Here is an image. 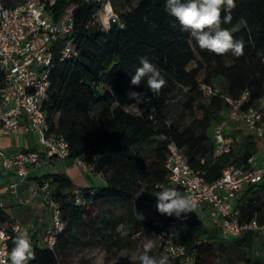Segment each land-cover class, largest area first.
I'll return each mask as SVG.
<instances>
[{"label": "trees", "instance_id": "16d2710c", "mask_svg": "<svg viewBox=\"0 0 264 264\" xmlns=\"http://www.w3.org/2000/svg\"><path fill=\"white\" fill-rule=\"evenodd\" d=\"M165 4L166 0H110L108 13L117 14L120 22L109 29L93 0H58L53 8L56 19L61 14L73 19L77 54L65 61L59 55L54 58L44 107L49 129L66 139L68 159H82L105 184L78 191L66 173L35 178L40 185L50 182L65 228L54 250L33 245L35 259L29 264H66L68 253L82 245L86 233L102 237L108 252L130 250L136 236L144 242L151 239L156 246L150 254L158 256L163 253L158 229L153 221L139 218L136 204L142 192L156 194L158 186L168 184L169 143L184 151L190 167L208 183L231 165L247 164L257 152L250 135L239 147L233 141L232 150L214 160L208 132L224 119V95L239 98L246 92L247 106L264 98V0H236L231 23L221 25L243 39L240 57L200 49L165 11ZM140 57H147L166 80L158 94H152L145 81L139 86L130 83ZM2 78L0 72V87ZM203 84L223 93L206 97ZM128 89L149 99H130ZM172 103L181 108L179 120L169 119ZM185 114L191 119L187 125L181 123ZM236 204L242 221L257 217L264 224V184L245 188ZM0 219L10 225L4 211ZM121 231L128 236L122 238ZM260 238L259 232L251 231L224 241L217 228L208 230L196 222L187 226L182 242L197 264H247Z\"/></svg>", "mask_w": 264, "mask_h": 264}, {"label": "built area", "instance_id": "2783aa9c", "mask_svg": "<svg viewBox=\"0 0 264 264\" xmlns=\"http://www.w3.org/2000/svg\"><path fill=\"white\" fill-rule=\"evenodd\" d=\"M57 1L0 0V72L3 75L0 87V139L24 133L37 134L42 148L12 154L0 145V167L15 178L10 180L9 189L20 205H27L30 200L19 197L18 188L28 181L42 159L66 160L69 156L66 139L50 132L44 109L55 56L59 55L60 60L65 61L77 54L73 46V19L65 14L55 18L53 8ZM93 1L99 4L97 15L103 20L105 29L120 22L117 14L108 13L110 0ZM132 91L128 89L127 95ZM201 92L206 97L223 93L221 88L205 84L201 85ZM224 99L226 114L214 126V160L232 150L234 140L229 129L233 126L248 131L264 142V98L250 106H247L249 96L246 92L239 98L224 95ZM167 150L168 184L162 187L175 188L182 195L191 196L197 205L194 211L208 209L213 228H217L220 234L238 238L256 231L264 238V224H259L257 217L242 221L235 202L237 195L248 186L264 184V163L259 165L254 158H250L247 164L227 167L218 180L208 183L201 172L190 167L184 151L176 143L170 142ZM75 162L85 171L91 170L82 159ZM32 195L41 197L50 215V225L37 246L54 250L65 224L50 182L46 181L33 189ZM4 210L5 203L0 200V212ZM153 225L158 229V238L163 253L169 256V264H197L195 255L182 242L186 228L181 218L159 219L153 221ZM18 229L24 228L18 223L7 225L0 219V261L7 260L12 240L19 234ZM173 232L176 236L169 241L168 236ZM262 258L260 264H264V241Z\"/></svg>", "mask_w": 264, "mask_h": 264}, {"label": "clouds", "instance_id": "9594fccd", "mask_svg": "<svg viewBox=\"0 0 264 264\" xmlns=\"http://www.w3.org/2000/svg\"><path fill=\"white\" fill-rule=\"evenodd\" d=\"M236 8V0H166L165 11L178 22L180 29L196 40L202 50L223 56L231 53L235 57L243 55L245 43L243 39L234 38L233 34L222 24L231 23L232 11ZM140 66L131 75V85L139 86L142 81L152 94H158L166 85L156 65L147 57L139 58ZM130 99H149L145 93L129 92ZM156 192V208L162 215L181 218L182 214L194 212L196 203L191 196L182 195L177 189L158 186ZM143 219V216H141ZM18 235L12 240L13 247L8 253L7 260L0 264H29L35 259V253L29 231L18 229ZM121 237L128 236L126 231L120 232ZM176 236L173 232L171 238ZM155 242L146 239L142 245L143 251L136 257L139 264H169V256L161 253L158 256L150 253L155 248ZM121 256L127 255V249L121 250Z\"/></svg>", "mask_w": 264, "mask_h": 264}, {"label": "rangeland", "instance_id": "374dc122", "mask_svg": "<svg viewBox=\"0 0 264 264\" xmlns=\"http://www.w3.org/2000/svg\"><path fill=\"white\" fill-rule=\"evenodd\" d=\"M237 29V28H236ZM169 119L171 121L173 120H179L181 118V108L176 104L172 103L169 106ZM191 121L190 116L185 114L182 117V124H189ZM209 135L211 136V140L213 142V127L209 130ZM246 140L245 137H243L241 134L238 135V139H236V146H241L244 141ZM55 171V167H48V162H40L33 173V177H44L50 173H53ZM88 175H92L94 182H99L98 177L95 176L94 172L92 170L86 171ZM36 180V179H35ZM156 197L155 194H146L142 192L139 195V199L136 204V212L140 219H142L141 216H143L142 220L146 221H155L161 218V214L158 212L156 208ZM113 211L120 213L121 211L116 207H110ZM27 212L29 210L25 209ZM41 219H44L41 223H39L38 219L40 217L38 215H35V219L32 220H21L17 221L20 226H24L25 228H28L29 235L31 237L32 245L35 244L36 239L39 237L40 233L44 231L48 226V220L44 216V210L40 213ZM201 211H194L192 213H187L184 215H181V219L184 222L187 220L188 222H194L192 219H196L201 215ZM167 216V215H166ZM170 217V216H167ZM175 217V215H173ZM192 220V221H191ZM189 225V224H188ZM187 225V226H188ZM40 226V227H39ZM99 226H102L99 224ZM186 226V228H187ZM202 226L208 230H211L213 228L211 221L205 220L202 223ZM214 229V228H213ZM89 234V235H88ZM33 235L36 237L34 238ZM91 233H86L81 236V243L79 247H76L72 251H70L67 255L66 264H139L138 260H136V257L141 254L143 251L142 245H143V239L139 236H136L134 239V243L132 244L130 250H127L126 256H121V249L113 248L111 252L106 251L104 244H103V238L101 237H90ZM221 238L224 241H229L231 237L228 235L221 234ZM159 239V238H158ZM262 239V240H261ZM260 239V243L258 246H256L253 249V252L249 259L247 260V264H260L263 261V258L261 256V251L263 249V241L264 238ZM216 264H221L220 262H217Z\"/></svg>", "mask_w": 264, "mask_h": 264}, {"label": "crops", "instance_id": "0c3cea01", "mask_svg": "<svg viewBox=\"0 0 264 264\" xmlns=\"http://www.w3.org/2000/svg\"><path fill=\"white\" fill-rule=\"evenodd\" d=\"M213 133H214V128H213ZM229 133L233 137L234 142H236V139H238V135L240 134L245 138H247V136L250 135L253 136L248 131L243 129H238L235 126L229 129ZM253 138L258 145V149L257 152L251 158H254L258 162V164L261 165L264 163V142L256 139L254 136ZM0 145L4 150L12 154L24 150H42L41 146L38 143L37 134H30V133L20 134L19 136L2 137L0 139ZM235 147H237L236 144ZM45 161L48 162V167H55V171L50 174L66 173L73 180L78 191L82 188L101 187L105 184L104 179L99 174H95V176L98 177L99 182L98 183L94 182L93 176L91 174L88 175L85 169L77 165L76 162L73 160L70 159L57 160V159L43 158L41 162H45ZM34 171L32 172L28 181L23 183L18 188L19 197L30 200L29 204L20 205L17 202V200H15L14 196L10 193V189H9L10 180H15V178L14 177L12 178L11 176L12 174H10L7 171H4L0 167V200L5 203L4 212L8 216L9 222L11 221L12 223H18L17 221H20V219L26 221L31 218L32 220H34L36 217L35 215H38L40 217L38 221L39 223H41L44 219H41L40 213L43 212L44 210V216L48 220V223L50 225V215L45 210L41 197L32 195V190L40 185L38 181L35 180V178H39V177L38 176L33 177ZM241 194L242 192L237 195L235 200L236 203L240 198ZM24 208L29 211L27 212L26 210H24ZM201 213L202 214L199 217H197L196 219H192L194 222H188L187 220H185L184 221L185 228L190 223L198 222L202 225V223L208 219L209 221H211L212 224L209 210L208 209L201 210ZM170 218H173V216L170 217L164 216L160 219H170ZM22 227L25 229L24 226ZM26 229L28 230V228ZM45 230L40 233L39 237L35 241V244L33 245L38 244ZM260 236L261 238H263L261 234ZM33 237L35 238L36 236L33 235ZM261 256H262V251H261Z\"/></svg>", "mask_w": 264, "mask_h": 264}]
</instances>
